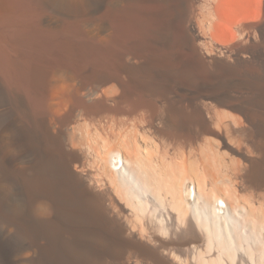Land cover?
Here are the masks:
<instances>
[{
    "label": "bare ground",
    "instance_id": "obj_1",
    "mask_svg": "<svg viewBox=\"0 0 264 264\" xmlns=\"http://www.w3.org/2000/svg\"><path fill=\"white\" fill-rule=\"evenodd\" d=\"M184 2L0 0V264H264L262 2Z\"/></svg>",
    "mask_w": 264,
    "mask_h": 264
},
{
    "label": "rangeland",
    "instance_id": "obj_2",
    "mask_svg": "<svg viewBox=\"0 0 264 264\" xmlns=\"http://www.w3.org/2000/svg\"><path fill=\"white\" fill-rule=\"evenodd\" d=\"M189 1V2H188ZM196 1V2H195ZM193 3H190V0H186V2H184L183 3V7H185V14L183 15V17L179 20V21H177L176 23H177V25H178V27H180V29H182V37L184 36V38H187V39H189V40H191V41H194V42H198L201 38V36L202 35H204L208 30H209V28H211L212 27V22L214 23V25H215V19L213 18V16L212 15H209L208 13H207V11H206V9H205V6H204V3L202 2V0H195ZM261 9H260V12L262 13H260L259 12V15L260 16H262V17H264V0H261ZM262 4H263V6H262ZM202 9H201V8ZM204 7V8H203ZM262 10V11H261ZM206 12V13H205ZM260 16H258L257 15V17H255V18H242V19H239V20H234L233 21V23L234 24H231V27H230V29L231 28H233L232 30L234 31L235 30V34H236V32L238 33V34H241V35H238V34H236V35H232V36H235V38L236 37H238V38H236V40H237V42H236V40H235V38L234 37H232V36H230V35H228V37H226L227 35H222V39H221V35L220 36H217L215 33H214V31L213 30H209L208 32H207V34H206V36L204 35L203 37H205L206 38V40H207V44H208V47H206V49L207 48H209V46H210V48L209 49H213V48H217V47H222V48H224V49H227V50H229V51H232L233 49H232V47L234 46V44L235 45H237L238 44V42H239V40H240V37L242 36V34H243V32H244V34L243 35H245L246 33H248L250 30H251V32H249V33H252L253 32V30H252V28L250 27L251 25H253V24H255V23H258V21L259 22H261L263 19H262V17H260ZM213 18V19H212ZM260 19H261V21H260ZM211 21V22H210ZM215 21V22H214ZM211 24H210V23ZM206 23V24H205ZM210 24V26H209V24ZM245 23V24H244ZM239 26V28H242V27H244V28H246V29H244V28H242L241 30H239V28L237 27V25ZM250 24V25H249ZM190 25L191 26H193V27H191L190 28ZM209 26V28H205V29H203L204 27L203 26ZM213 25V26H214ZM233 25V26H232ZM235 25V26H234ZM205 26V27H206ZM213 28V27H212ZM237 28H238V31H236L237 30ZM201 29V30H200ZM207 29V30H206ZM213 31V32H212ZM242 31V32H241ZM246 31V32H245ZM248 31V32H247ZM200 32V33H199ZM232 32V31H231ZM234 33V32H233ZM210 34V35H209ZM209 35V36H208ZM215 35V37H217V38H213V36ZM238 35V36H237ZM232 37V38H230V37ZM209 37H212V39L210 40L209 39ZM218 37H220V38H218ZM225 38H227V39H225ZM214 39V41H212ZM219 39V40H218ZM220 39L222 40V41H225L226 43H224V42H222V41H220ZM225 39V40H224ZM234 39V40H233ZM217 40V41H216ZM227 40V41H226ZM210 41V42H209ZM221 42V43H218V42ZM229 41V42H228ZM214 42V43H213ZM215 42H217L216 43V46H215ZM223 43V44H222ZM234 43V44H233ZM209 44H212V47H211V45H209ZM218 44V45H217ZM220 44V45H219ZM222 44V45H221ZM227 44V46H228V44H229V46H228V48L227 47H225V45ZM230 44H231V47H230ZM233 44V45H232ZM224 45V46H223ZM215 46V47H214ZM121 167V166H120ZM119 167V168H120Z\"/></svg>",
    "mask_w": 264,
    "mask_h": 264
}]
</instances>
